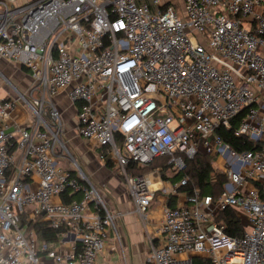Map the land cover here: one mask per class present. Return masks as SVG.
Returning a JSON list of instances; mask_svg holds the SVG:
<instances>
[{
  "label": "built area",
  "instance_id": "built-area-1",
  "mask_svg": "<svg viewBox=\"0 0 264 264\" xmlns=\"http://www.w3.org/2000/svg\"><path fill=\"white\" fill-rule=\"evenodd\" d=\"M178 3L0 0V58L33 81L29 99L17 90L0 98V264H96L110 231L123 248L125 214L110 210L60 141L55 101L65 92L79 137L122 170L129 215L144 222L157 192L177 197L189 185L188 161L201 152L220 162V198L195 190L185 206L164 208L146 264H264V0ZM242 113L235 136L253 150L238 152L217 132ZM160 159L181 176L168 188L158 171L129 170ZM229 209L241 237L217 221ZM36 222L60 231L55 247L38 242Z\"/></svg>",
  "mask_w": 264,
  "mask_h": 264
},
{
  "label": "crops",
  "instance_id": "crops-1",
  "mask_svg": "<svg viewBox=\"0 0 264 264\" xmlns=\"http://www.w3.org/2000/svg\"><path fill=\"white\" fill-rule=\"evenodd\" d=\"M173 1L179 4V0ZM27 73V71H24L21 67L14 65V63H9L0 58V82L1 80H4L3 86L0 87V98H15V90L18 92H20V90H24L21 85L23 82L21 78H23V80L27 78L32 79L31 76L26 75ZM5 80L10 82L8 84L10 86L9 88L5 86V83H7ZM3 87L6 89H3ZM68 100L67 93L65 92L55 101L62 114L64 128L63 135L65 134L66 139H70L72 136L75 137L76 142L74 145L77 146V155H79L82 160L81 165L84 170L83 172L93 185L100 187L104 193V198L108 203V207H110L114 213L118 212L125 214V218L118 219L116 224L117 233L122 242L123 248H121L118 244V241L115 238V233L110 231L104 250L99 254L96 264H146V257L152 248V243L155 246L160 245L157 229L163 220L164 208H177L185 206L187 203L186 195L179 192L177 197H172L162 192H157L151 207L148 210L149 218L147 222H144L136 215H129L130 212L133 211L134 206L129 198L126 183L121 190L119 183L121 184L122 181L120 178L119 180L115 178L116 176H114L112 180H109V182H103L104 179L101 175H99L100 172L104 171L105 174L113 172L109 168L105 167V164L102 163L105 161L100 160L99 156L94 151L87 150L83 147L81 140L79 143L80 137L77 132V114L75 109L70 106ZM16 121L22 127L30 123L28 112L26 108H23V106L18 108ZM219 163L220 162L215 163V172L216 174L224 176V174L219 170L220 167L217 166ZM213 179L215 178L213 177ZM158 181L159 180L156 179V187H158V190L162 185L168 188L166 185L173 184L172 181H160L161 185Z\"/></svg>",
  "mask_w": 264,
  "mask_h": 264
},
{
  "label": "trees",
  "instance_id": "trees-1",
  "mask_svg": "<svg viewBox=\"0 0 264 264\" xmlns=\"http://www.w3.org/2000/svg\"><path fill=\"white\" fill-rule=\"evenodd\" d=\"M245 116L246 113H242V115L233 123L231 130L221 128L217 132L227 144H229L234 150L238 152H243L244 150H253V145L248 142L246 138H239L235 136V130L238 127L239 122L244 119ZM106 161L108 166H110L111 159L107 158ZM147 168L140 170L130 168L129 170L132 171L133 174L138 175L142 174V171L146 170ZM166 168L169 167L165 166V163L164 165L162 164L160 169L161 172L163 173ZM186 173L190 178V183L188 186H183L179 189L181 194L191 196L194 194L195 190H199L203 196H212L215 201L220 198L226 176L216 174L212 157L200 152L193 160L187 162ZM213 177L215 179H213ZM180 178V175H176L171 181L173 184H176L180 181ZM64 198H67L64 199V202L69 203L72 198L79 197L65 196ZM217 221L225 226L228 236L232 238H238L244 235L245 226L234 210L229 209L224 211L218 216ZM29 229L34 230L40 244L47 243L53 248L59 242L60 231H56L46 224L40 222L32 223Z\"/></svg>",
  "mask_w": 264,
  "mask_h": 264
},
{
  "label": "rangeland",
  "instance_id": "rangeland-1",
  "mask_svg": "<svg viewBox=\"0 0 264 264\" xmlns=\"http://www.w3.org/2000/svg\"><path fill=\"white\" fill-rule=\"evenodd\" d=\"M15 65V64H14ZM24 70V69H23ZM24 71H26V70H24ZM27 76H30V74H26ZM22 76V75H21ZM22 79V87H23V89L24 90H20V94H22V95H24V96H26V99H29L28 98V96H29V91H30V88L32 87V85H33V81H32V79H29V78H27V79H24L23 80V78H21ZM3 84H4V80H1V82H0V87L1 86H3ZM5 86L6 87H10L7 83H5ZM3 89H6L5 87H3ZM30 101V100H29ZM69 101V100H68ZM69 103H70V106H71V102L69 101ZM64 129V128H63ZM66 136H65V134L64 135H62V136H60V141L63 143V144H65L67 147H68V151H69V157H70V159H75V161L78 163V165H79V167L81 168V170L82 171H84L83 170V168H82V160L80 159V157H79V155H77V146L76 145H74V143L76 142L75 141V137H73L72 136V138H70V139H66L65 138ZM78 138V137H77ZM80 140H81V144L83 145V147H85L87 150H92V151H94L98 156H99V158H100V156L101 155H105V154H107L108 152L107 151H105V152H103L101 149H99V148H95V147H93V146H91V143L90 142H88L87 140H85V139H79V143H80ZM87 142H88V144H87ZM80 145V144H79ZM73 158H72V157ZM101 160V159H100ZM103 164H105V167L106 168H109L113 173H107V174H105L104 173V171H102V172H100V174L99 175H101L102 176V178L104 179L103 180V182H109V180H112L113 178H114V176H116L115 178H117L118 180H119V178L121 179V181H119V182H121V184L119 183V185H120V189L122 190L123 189V187H124V184H125V181L123 180V178H122V170L117 166V164L114 162V161H112L111 160V162H110V166H108V164H107V161H105V162H102ZM164 163H165V166H168L169 168H166L165 170H164V172L162 173L161 172V165L163 164L164 165ZM215 163H216V160L213 158V166L215 167ZM60 165L61 166H63V167H70V165L65 161V160H61L60 161ZM154 171H158V173H159V175H160V178H161V181L162 182H168V181H171L172 180V178L174 177V176H176V172L174 171V170H172L171 169V167L168 165V159H160V161H155L153 164H151L146 170H144V171H142V174H149V173H152V172H154ZM110 185H112L111 183H109ZM166 186H168V187H170V185H166ZM97 187V186H96ZM99 189H100V187H98ZM156 188H158V187H156ZM100 191L102 192V190L100 189ZM101 194V193H100ZM102 194L104 195V193L102 192ZM110 208V207H109ZM111 211H112V209H110ZM113 212V211H112ZM149 214V213H148Z\"/></svg>",
  "mask_w": 264,
  "mask_h": 264
},
{
  "label": "bare ground",
  "instance_id": "bare-ground-1",
  "mask_svg": "<svg viewBox=\"0 0 264 264\" xmlns=\"http://www.w3.org/2000/svg\"><path fill=\"white\" fill-rule=\"evenodd\" d=\"M156 184H157V182H156ZM155 187H156V185H155Z\"/></svg>",
  "mask_w": 264,
  "mask_h": 264
}]
</instances>
